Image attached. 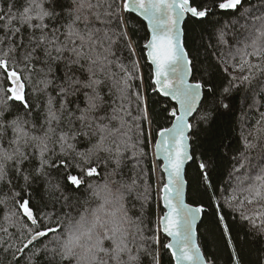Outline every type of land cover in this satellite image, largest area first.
<instances>
[{
  "label": "snow or ice",
  "instance_id": "snow-or-ice-1",
  "mask_svg": "<svg viewBox=\"0 0 264 264\" xmlns=\"http://www.w3.org/2000/svg\"><path fill=\"white\" fill-rule=\"evenodd\" d=\"M187 19L207 25L198 47ZM142 54L169 100L155 135ZM260 108L264 0H0V264H163L165 252L218 264L200 243L205 216L227 264H244L224 210L264 238ZM222 119L243 161L228 185L213 178L219 149H233Z\"/></svg>",
  "mask_w": 264,
  "mask_h": 264
},
{
  "label": "trees",
  "instance_id": "trees-1",
  "mask_svg": "<svg viewBox=\"0 0 264 264\" xmlns=\"http://www.w3.org/2000/svg\"><path fill=\"white\" fill-rule=\"evenodd\" d=\"M257 2V0H253ZM146 26V23L142 21ZM185 33L187 37V46L192 48L193 46L198 47L201 42V37H206L207 25L193 19H187L185 23ZM145 28H141L139 34V43L142 45L145 40ZM230 44H234L232 40L229 41ZM139 50V49H138ZM146 54L141 55L142 71L144 73V84L143 90L146 93L150 108L153 112V135H155V129L159 126H169L166 122V114L160 112L162 104L168 103V98H164L162 95H158L153 92L152 84L153 81L150 79V74L152 71V66L144 58ZM203 53L201 52V60H203ZM243 95V89L241 92L237 93V98L233 103H238L240 96ZM261 102L260 97H257V105ZM173 103V102H172ZM260 111H264V108H260ZM255 116V113H252ZM222 126V138L225 144L231 143L233 149L231 151H225L224 148H220L216 155V172L213 174L214 182L218 185H228L229 184V173L232 171L233 167L239 168L240 164L243 161L233 159L232 157L237 156L236 148L238 146V140L236 139V132L238 129L235 128L233 124H229L227 120L222 119L220 122ZM205 134L201 133V139ZM148 151L151 152V145H149ZM255 153H253V156ZM161 162L157 160V174L156 177H153V181L157 177L163 176L161 170ZM243 169L240 170L237 175L243 173ZM198 176L197 166L194 162H191L186 170V178L189 181H193ZM81 201L84 199V194L81 193ZM155 197V192L153 193ZM79 210H83V206L79 207ZM162 203L157 205L155 202L152 205V211L149 213L153 218L155 214H163ZM226 219L232 224V235L234 237V242L239 246L242 255L244 264H264V238L256 236L253 233V230L250 225L240 220L237 213L231 212L228 209H225ZM76 215V213H73ZM0 221H2V214H0ZM12 229H10L11 231ZM199 232L202 234L200 236V243L204 250L208 253H214L217 259L218 264H227V248L225 247L224 238L221 236L219 228L215 225L214 221L210 217H203L202 222L199 225ZM163 264H173V261L170 259L168 253H164Z\"/></svg>",
  "mask_w": 264,
  "mask_h": 264
},
{
  "label": "water",
  "instance_id": "water-1",
  "mask_svg": "<svg viewBox=\"0 0 264 264\" xmlns=\"http://www.w3.org/2000/svg\"><path fill=\"white\" fill-rule=\"evenodd\" d=\"M146 23V22H145ZM185 26V25H184ZM149 62V61H148ZM149 64H150V62H149ZM151 65V64H150ZM153 67V66H152ZM174 103V102H173ZM157 160L159 161V162H161V164H162V160L160 159V158H157ZM191 162H189L187 165H186V167H185V173H186V170H187V167H188V165L190 164ZM161 170H162V167H161ZM163 172V171H162ZM163 175H165L164 173H163ZM163 207V206H162ZM164 210V209H163ZM203 219V218H202ZM201 223V222H200ZM200 223H199V225H200Z\"/></svg>",
  "mask_w": 264,
  "mask_h": 264
}]
</instances>
